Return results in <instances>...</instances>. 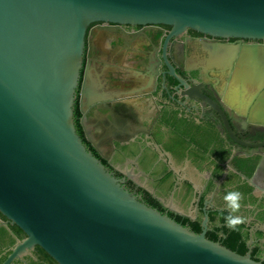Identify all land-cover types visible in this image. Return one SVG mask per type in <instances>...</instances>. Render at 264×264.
I'll return each mask as SVG.
<instances>
[{"label": "water", "instance_id": "1", "mask_svg": "<svg viewBox=\"0 0 264 264\" xmlns=\"http://www.w3.org/2000/svg\"><path fill=\"white\" fill-rule=\"evenodd\" d=\"M95 22L264 41V0H0V226L25 234L1 264H27L36 246L57 264H262L140 200L83 144L74 102ZM226 49L231 95L260 91L264 47Z\"/></svg>", "mask_w": 264, "mask_h": 264}, {"label": "flooded vegetation", "instance_id": "2", "mask_svg": "<svg viewBox=\"0 0 264 264\" xmlns=\"http://www.w3.org/2000/svg\"><path fill=\"white\" fill-rule=\"evenodd\" d=\"M171 29L108 22L88 27L74 102L76 131L140 200L264 264V121L253 114L264 102V81L260 91L247 82L248 92L231 95L241 85L234 74L237 58L226 49L264 47V41L191 29L172 35ZM229 192L241 194L232 215L244 222L235 230L227 227L223 197ZM1 221L7 220L0 215ZM15 226L8 224V234L0 236V257L25 237L13 234ZM24 260L57 264L38 246Z\"/></svg>", "mask_w": 264, "mask_h": 264}, {"label": "clouds", "instance_id": "3", "mask_svg": "<svg viewBox=\"0 0 264 264\" xmlns=\"http://www.w3.org/2000/svg\"><path fill=\"white\" fill-rule=\"evenodd\" d=\"M224 201L227 204V208L229 209V215L227 216V227L235 230L238 224L244 222L243 217H235L232 213L238 212L240 209L241 194L239 192H229L223 197Z\"/></svg>", "mask_w": 264, "mask_h": 264}, {"label": "trees", "instance_id": "4", "mask_svg": "<svg viewBox=\"0 0 264 264\" xmlns=\"http://www.w3.org/2000/svg\"><path fill=\"white\" fill-rule=\"evenodd\" d=\"M1 215V214H0ZM16 227V226H15ZM12 231H13V234L14 235H16V234H18L19 232H21V230L19 229V228H14V227H12ZM195 232V231H194ZM196 233H198V232H196ZM6 234H8L7 233V231H6V229H5V227H0V236H4V235H6ZM209 239V238H208ZM210 240H212V241H215V239H213V238H210ZM40 252H42L49 260H53L50 256H48L46 253H45V251L44 250H42L41 248H40ZM6 258V256H2V257H0V264L3 262V260ZM52 262H55L54 260L52 261ZM56 263V262H55Z\"/></svg>", "mask_w": 264, "mask_h": 264}]
</instances>
